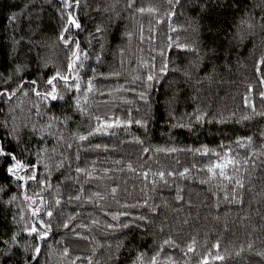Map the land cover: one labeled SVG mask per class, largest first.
Segmentation results:
<instances>
[{"label":"trees","instance_id":"trees-1","mask_svg":"<svg viewBox=\"0 0 264 264\" xmlns=\"http://www.w3.org/2000/svg\"><path fill=\"white\" fill-rule=\"evenodd\" d=\"M72 3L67 9L61 0H0V91L15 92L11 99L0 96V124L15 125L19 142L9 136L5 147L33 165L35 174L26 184L17 181L0 158V264H88L89 258L92 264H133L139 253L147 260L169 238L179 247L164 245L161 258L171 255L176 264H199L215 253L217 242L226 258H210V264H264V155L243 163L253 149H264V116L244 106L251 86L249 99L264 112V85L255 73L264 31L256 27L249 34L242 23L251 17L259 24L264 0H180L172 17L165 15L168 0H136L133 8L128 0ZM137 6L155 7L164 22L133 11ZM69 11L81 24L70 28L72 39L87 54L71 72L73 45L58 39ZM177 43L197 48L199 57ZM164 61L167 75L147 90L146 75L159 74ZM57 71L69 77L67 86L54 81L63 99H41L33 88L48 91L46 81ZM118 122L125 126L95 132L98 124ZM178 123L185 127H173ZM6 131L0 127V135ZM81 135L88 138L81 141ZM248 138L250 147L236 143ZM205 147L208 156L201 155ZM229 149L238 164L226 171L243 179V189L207 171L217 159L212 153ZM234 191L242 200L233 199ZM33 226L47 237L29 235ZM193 239L196 251L185 256Z\"/></svg>","mask_w":264,"mask_h":264},{"label":"snow or ice","instance_id":"snow-or-ice-1","mask_svg":"<svg viewBox=\"0 0 264 264\" xmlns=\"http://www.w3.org/2000/svg\"><path fill=\"white\" fill-rule=\"evenodd\" d=\"M61 2L65 5V8L67 9H72L73 8V3L72 0H61ZM136 0H128L127 3V7L128 8H133V5L135 4ZM180 3V0H168V4L171 6L170 10L168 12L165 13V15H167L168 17H172L175 16L176 13L174 11L175 6L178 5ZM75 6L78 8L79 7V0H76V4ZM133 11L140 13L141 15L145 14L146 12L148 14H152V15H156L157 16V22L158 23H163L164 21L162 19L159 18V13L157 11V9L155 7H148L145 8L143 6H137L136 8L133 9ZM242 23H245L247 25V29L249 30V34H253L254 30L256 27H259L262 31H264V15H261L259 18V24H256L253 20V18H249V20L246 21H242ZM70 28H75V29H80L81 28V24L79 23L78 19L75 18L73 16V13L71 11L67 12V19L65 22V25L61 28V32L60 35L58 37L59 41L65 46H69V45H73V47L71 49H69L71 51V58H70V63L67 65V68L69 70V72L72 71V69L74 68V66L77 64L78 61H80L81 55H83L85 58H87V54L83 53L81 48H80V44L79 41H74L72 39V34L70 32ZM173 31H175V28H172ZM97 31H101L100 28L97 29ZM126 35L128 36V39H131V34L130 33H126ZM237 36L239 37L240 41L242 42L244 40V36L242 34H240L239 32L237 33ZM143 38V37H141ZM235 38V37H234ZM178 48H181L182 50L186 51V52H191L193 54H195L196 56L199 57V51L197 48L195 47H191L188 44H184V45H180L179 43H177L176 45ZM161 56L164 55L163 52L160 53ZM202 59V57H201ZM154 67V65H153ZM193 67L198 68L199 64L194 62ZM168 63L167 61H164L162 63L161 68L159 69V74L157 75H153L151 73H148L146 75V81H147V90H151L153 87V82H158L161 79V75H167L168 73ZM176 69H173V71H175ZM255 73L258 76L259 79V83L261 85H264V52H262V54L259 56L258 60L255 61ZM186 76L189 77V79H191V75L190 73L186 70L184 73ZM95 78V77H94ZM69 77L66 75H62L59 71H57L54 75H52L51 79H48L46 81V83L48 85H50V89L44 93H41L39 91H37L35 88H33V91L35 92V94L40 97L43 100H57L59 99H63V96H60L57 90V85L56 83H54V81H63L65 83V85L67 86V82H68ZM136 79H139V77H136ZM77 83L75 84V88L76 91L79 92L80 91V85H79V76L76 77ZM31 85H35L36 81H31L30 82ZM23 85L21 84L17 90H19V88H22ZM122 89H117V91H121ZM87 91L90 93L93 91V84L92 81H88L87 82ZM253 89L251 86L248 87V93L249 95L252 93ZM15 95V92H12L11 94H8L5 91H0V96H4L7 99H11V96ZM24 95H27V92L24 93ZM140 98L144 100L145 104L148 103L147 99H145V92H141L140 94ZM249 95H246L244 97V106L247 108L251 109V113L254 115H259V116H264V112H257L256 110V106L255 103L253 101H251L249 99ZM260 98L262 103H264V90H261L260 93ZM76 106L78 108L79 111L83 112L84 109L80 106V101L79 99H77L76 102ZM205 114H201L199 116L196 117V122H202L205 118ZM97 121H99V117L96 118ZM251 119L250 115H245L243 116V120H249ZM221 123H223L224 121H220ZM133 123V121L130 119L126 122V126H131V124ZM136 124H138L140 127L142 128H147V124L145 121L143 120H136L135 121ZM121 126H125L124 124L121 123H103V124H98L95 132L99 133L101 132V130L103 129L105 132L107 131V129L113 128V127H121ZM0 127H4L7 129L6 133L4 135H0V158H3L5 161V168L8 174H10L11 176L15 177V179L17 181H23L25 184L27 183V181L29 179H35V174L34 172H30L29 169L30 167H34L33 165L27 164L24 162L23 159H20L17 157V154L15 152L14 149H6L5 144L6 143H11V141L8 140L9 136H12L13 139L16 140V142H19V138L17 136V131H16V127L15 125L12 126V128L8 129L6 124H0ZM48 127H52L51 124L48 125ZM173 127H180L183 128L185 127L184 124H174ZM35 129H33L34 131ZM95 133L90 131L88 135H94ZM88 137L81 135L79 136V139L81 141L86 140ZM41 139H43V137H41ZM140 143H142V141H138ZM236 143L242 147H250L252 145V140L251 138L247 139V142L245 143L244 140H237ZM70 146V145H69ZM145 152H147V149L144 150ZM157 151H164L163 149H157ZM171 151H175V149H172ZM201 155L204 156H208L209 155V150L205 147L204 150L201 152ZM213 156H215L217 159L214 163H209L207 171L209 173L212 174L213 177L219 175L220 177H222L224 180L227 181H232L234 184V189H243L244 188V181L243 179H234L233 176L231 174H229L226 170L231 167L233 171L237 170V164L238 162L232 157L231 154V150L229 149L228 152L226 153H220V152H213L212 153ZM258 155H264V149H262L261 153H257L256 150H252L251 152V156L247 157L244 160V165L248 164L252 157H257ZM243 166V165H241ZM129 169H131V165H129ZM77 171H83V169H77ZM187 169H185L184 172H182L180 175L181 176H186L187 173ZM147 173H143V176L145 179H147ZM161 179H163L164 177V173L161 172L159 173ZM166 182V181H165ZM153 184H155V180H153ZM3 189H0V191H2ZM113 194L116 192V189L113 188L112 189ZM95 195L99 196V193H96ZM227 195L225 196V199H227ZM25 199H27V196L25 197ZM75 199L79 200L80 197L76 196ZM177 199H182V197L179 195V192L177 193ZM233 199H237V200H242V197H239L238 194L235 193L233 194ZM60 202L57 201V204H59ZM33 215H38V210L33 212ZM47 216L51 217L52 216V212L48 211L47 212ZM143 217H137V219H142ZM69 219H73V217H69ZM113 219H118V216H114ZM93 223H96V221H93ZM41 226L42 227H47L50 229V225H44L43 221H41ZM128 225L125 224L124 227H127ZM64 227L67 228L68 224L65 223ZM81 227H83V225H81ZM108 227H112V225H108ZM163 229H161L162 231ZM36 233L39 238L41 240H44L48 233L47 231H43V232H38L36 226H33L30 230H29V235H32ZM13 240H15V237H13ZM196 244L195 239L192 240V242L190 244L187 245V251L184 253L185 256L188 255V253H194L196 251L194 245ZM164 245H168V246H174V247H179L178 244H176V242L172 239H165L163 241V245H161L159 247V249L152 255L150 256L147 260H145V256L146 253L141 252L139 253L135 260L133 261V264H176V261L174 260V258L171 255H168L166 258H161V253L164 252ZM249 248L252 247L251 244L248 245ZM215 248V253H207V255L201 257L199 264H210V258L212 260L215 261H224L225 260V255H222L220 252V244L219 242H217L214 245ZM244 249L243 247H241L240 251L242 252ZM181 251H183V249H181ZM40 254V247H35L34 251H33V256H39ZM64 254L68 255V249H64ZM237 255H239L240 253L237 252ZM4 255H8L7 252L4 253ZM260 255H264V253H260ZM77 259H79V257H77ZM88 264H92V260L91 258H89Z\"/></svg>","mask_w":264,"mask_h":264}]
</instances>
